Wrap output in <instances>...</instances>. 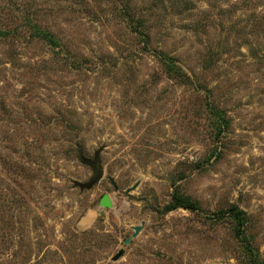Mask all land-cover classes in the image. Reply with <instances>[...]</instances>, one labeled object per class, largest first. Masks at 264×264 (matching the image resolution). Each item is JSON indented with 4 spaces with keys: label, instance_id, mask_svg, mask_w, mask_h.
Returning a JSON list of instances; mask_svg holds the SVG:
<instances>
[{
    "label": "rangeland",
    "instance_id": "1",
    "mask_svg": "<svg viewBox=\"0 0 264 264\" xmlns=\"http://www.w3.org/2000/svg\"><path fill=\"white\" fill-rule=\"evenodd\" d=\"M0 264H264V0H0Z\"/></svg>",
    "mask_w": 264,
    "mask_h": 264
},
{
    "label": "water",
    "instance_id": "2",
    "mask_svg": "<svg viewBox=\"0 0 264 264\" xmlns=\"http://www.w3.org/2000/svg\"><path fill=\"white\" fill-rule=\"evenodd\" d=\"M102 151V148H99L95 153H94V157L90 158V157H85L83 155H81V161L84 164L89 165L92 169H93V175L90 178V180H88L87 182H80L78 180L75 181V184L78 185L81 190L84 189H91L93 188V186L98 183L104 176V168L101 162V158H100V153ZM112 182L115 186V188L117 187L115 181L112 179ZM139 185V182H135L131 187H129L126 192L129 193L132 190H135ZM100 206L102 207H111L112 206V200L111 197L108 193H105L102 198L100 199ZM144 223H142L141 225H137L134 226V233L132 235V237H135L139 234V232L141 231V229L143 228ZM131 238H128L125 240V243H128L130 241ZM124 254V250L120 249L119 252L113 256V260H118L122 255Z\"/></svg>",
    "mask_w": 264,
    "mask_h": 264
},
{
    "label": "trees",
    "instance_id": "3",
    "mask_svg": "<svg viewBox=\"0 0 264 264\" xmlns=\"http://www.w3.org/2000/svg\"><path fill=\"white\" fill-rule=\"evenodd\" d=\"M178 207H184V208H189L191 210H196L198 209V205L195 201L191 200V198L187 197V196H182V195H174L173 196V200L171 203H169L166 206V210L167 211H171L173 209H176ZM231 209H233L234 211V215L237 218H240L239 213H241L240 210H236L235 207H232ZM240 220L242 221V219L240 218Z\"/></svg>",
    "mask_w": 264,
    "mask_h": 264
}]
</instances>
